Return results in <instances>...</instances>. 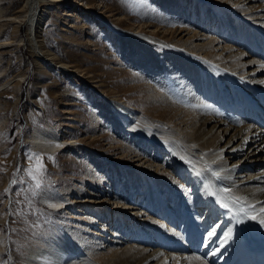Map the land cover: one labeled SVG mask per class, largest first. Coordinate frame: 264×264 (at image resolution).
I'll use <instances>...</instances> for the list:
<instances>
[{
	"label": "rangeland",
	"instance_id": "obj_1",
	"mask_svg": "<svg viewBox=\"0 0 264 264\" xmlns=\"http://www.w3.org/2000/svg\"><path fill=\"white\" fill-rule=\"evenodd\" d=\"M26 1L0 0L3 7L1 15L4 16L0 19V85L14 77L21 80L0 86V264H22L23 257L33 247V240L38 237L47 240L57 230L70 234L82 230L85 236L92 233L102 243L98 252L102 254V263H105L110 253L130 245L128 234L121 232L122 229L119 231L121 238L114 234L118 228L115 222L118 212L114 207L119 203L122 212L128 208L131 215L139 212L133 209L134 203L143 196L133 191L135 171L139 173L141 165L154 171L165 164L159 168L163 171L171 159L168 152H155L154 145L142 144L131 130L123 128L108 100L136 108L156 125L190 130L193 103L194 107H199L202 101L200 111L207 113L212 101L223 105L220 96H225L223 91L227 90V84L224 86L215 74H211L215 71L209 74L212 75L210 79L208 74L203 78L193 64L182 62L179 65L177 57L162 44L153 45L131 33L151 36L168 46L193 48L203 59L210 57L201 50L209 44L220 57L231 45L227 38L235 24L229 15L230 9L239 4L233 5L234 0H220L218 4L222 5L223 11H212L205 6V15L196 17L190 0H62V4L46 3L40 8L42 12L37 23V40L43 50L39 57L26 40L19 44V39L26 37V23H18V26L8 19L24 10ZM174 1L181 6L171 10ZM202 1L204 5L213 2ZM71 2L78 5H71ZM66 9L72 15L63 16ZM238 26L243 29L235 28L241 44L258 41V48L264 50L262 33H254L253 36L241 24ZM245 30L249 33L243 32ZM236 49L246 52L242 47ZM236 60L241 58L237 56ZM54 61L79 73L72 76L50 66ZM209 61L203 62L213 67ZM153 99H156L155 105L151 104ZM166 106L172 110L165 115L162 113L163 117L159 116L158 110L154 111L155 107ZM212 110L217 116L225 115L218 106ZM53 127L64 139L78 141L90 150L69 145L55 153L40 151L32 141L35 130L47 131ZM128 149H134L139 158L147 161H137L133 167H128L129 174L120 172L116 183L106 176L105 165H100L99 161L104 162L106 157L120 165ZM32 155L44 157L45 172L39 188L26 175ZM128 163L123 164L127 166ZM153 175L156 176L155 173ZM96 179L105 184L99 182L97 185L101 187L97 189L100 191L94 192L92 182ZM162 182L169 188L173 186L165 177ZM123 185L130 188L133 194L131 201L120 194L126 192L121 190ZM51 189L65 192V195L69 192L71 198L79 202L84 197H101V201L108 199L111 204L105 215L100 214L104 205L99 203L95 204L97 213L83 209V213L64 208L49 210L43 196H50ZM170 192L165 196L168 197ZM114 211L117 213L115 219ZM143 214L142 219L152 217L151 210ZM128 223L127 228L133 222ZM143 226L145 224L138 227L142 230ZM146 232L147 235L152 233ZM131 243L135 244L132 246L144 245V242Z\"/></svg>",
	"mask_w": 264,
	"mask_h": 264
},
{
	"label": "bare ground",
	"instance_id": "obj_2",
	"mask_svg": "<svg viewBox=\"0 0 264 264\" xmlns=\"http://www.w3.org/2000/svg\"><path fill=\"white\" fill-rule=\"evenodd\" d=\"M46 3L62 4L64 1L27 0L24 10L8 18L17 23L18 26L22 22L26 23L27 34L25 39L23 37L19 39V44H23L26 40L32 51L39 57L43 54V50L37 40V23L38 17L42 12L40 8ZM218 3H220V0H213V2H208L206 5H204L202 0H190V6L193 8L192 11H196V17L205 15V6L212 11H223L222 5ZM74 4L75 6L78 5L76 2H71V5ZM232 4H239L241 7L238 5L230 9L231 14L229 15H232V22L235 24L227 38L231 42V45H229L231 48L226 47V53L220 55V57L214 53L212 45L209 44L207 46L204 45L205 47L201 50H203L205 55L208 54L210 57L203 59V57H199L195 53L193 48L168 46L151 36L131 33L132 36L153 45L162 44L170 54L177 57L178 60L176 62L179 65L182 62L193 64L198 67L203 78L208 74V79H210L212 75L209 74L215 71L211 74H215L216 78L220 79L219 81L223 85L224 83L227 84V90L223 91V95L225 96H220L223 99V102H221L223 105L220 108L224 110V116H217L214 113L212 110L213 103H209L211 104L210 111H212L210 112L208 109L206 113L205 110L200 111L202 101L199 107H194V102L192 105L194 113L191 114L192 116L190 115L192 123L190 130H174L164 124L156 125L157 123L145 118L141 115V112L132 106L112 99L108 100L110 108L121 122V126L126 125V128L138 137L139 142L144 145H154L156 148L154 151H159V154L168 152L171 155L170 162L166 165V168L164 167L163 171H160L159 168H162L165 164L162 167L155 168L154 171L141 165L140 172L135 171L132 178L133 184H146L149 187L148 200L151 203V208L155 210V205L160 207V202L163 199L169 198L170 195L175 199L177 198V200L183 198L186 203L189 202V206L191 207L189 211L193 212V214L189 212L192 215L188 217V225L191 228L184 235L180 230H176L170 226L169 228L165 227L162 222L145 220V226L142 227V230L140 227H137V233L139 234L138 237H141V240H145V238L148 240L147 246H134L135 244L131 243L129 239L128 243L130 245L128 247L117 248L113 253H110L105 263H102V254L98 252L102 243L91 232L90 236H85L82 230H76V233L70 234L59 228L61 231L57 230L55 234L53 232V235L47 240L41 237L33 240V247L23 257L22 264H236L241 261L240 256L251 258L253 254L257 256L258 262L261 261V258L264 259V251L255 250V245L258 241L263 242L262 248L264 250V225L259 223L258 219H250L243 215L234 216L231 212H227L226 209L221 208L216 203L214 196L208 195L206 189V186H210L211 190L215 192L220 188H229L231 194L246 198L248 202L255 205L257 210L264 207V50L258 48V41L255 43L250 38V43H245V41L241 44L242 41L241 43L238 41L240 38L235 30L236 27L240 29L241 27L238 24H241L244 29H248L251 35L253 34L254 36V33H262L264 36V0H234ZM179 6H181L180 3L174 1L173 5L169 7L172 10ZM66 10L63 16L72 15L69 10ZM200 11L201 13L199 14ZM2 12L3 7L0 5V19L4 17L3 14L1 15ZM191 16L193 14L189 17ZM181 18L185 19L186 17L181 16ZM118 30L119 32H123L121 29ZM241 30L243 29L241 28ZM189 32L192 33L194 31L189 30ZM243 32H247V30ZM194 36L196 37L197 35L194 34ZM194 45L196 46L197 43ZM237 47H242L246 52L237 50ZM237 56L241 58L240 61L236 60ZM204 60L212 61L209 65H213V67H209L208 64L203 62ZM202 62L206 66L205 69L202 67ZM50 66H54L72 76L79 73L65 64L55 63V61ZM185 70L188 71V69ZM194 77L196 76L194 75ZM12 80L19 81L20 79L16 80V77H14L2 85H8ZM2 85L0 86L2 87ZM151 104L155 105L156 99H153ZM157 110L160 113L159 116L163 117L162 113L165 115L168 111L171 112L172 109L167 106L165 108L155 107L154 111ZM32 141L36 148L44 153L62 151L69 145L86 147L81 143H77L78 141L64 139L60 131L54 127L49 128L47 131L36 129ZM92 151L97 152L95 150ZM143 159L145 158H139L136 155L134 149L132 151L128 149L126 150L124 161L119 159L122 161L120 165L122 164L124 167L115 163L114 159L111 158L104 157V162L102 160L98 161L101 163L100 165H105L106 176L113 178L114 182L117 183L120 179V172L127 174L128 167H133L134 163ZM249 159L254 161H249ZM110 160L111 162L109 163ZM126 162L130 163L126 166L123 164ZM153 172L156 176L153 175ZM197 172L200 175H197ZM213 172H218L219 176H214ZM183 176L186 177L184 182L181 180ZM164 177L173 185L168 197L164 196L158 187V184L164 185L162 182ZM99 182L101 183L102 181L96 179L94 183L92 182V188L93 190L95 189L94 192L100 191L97 188L105 184L101 183L98 186ZM195 185H200V187L198 192L193 194L192 189ZM127 186L123 185L121 190L126 191L128 189ZM67 196H70L69 192L65 195V192L62 193L60 190L56 192L54 189H51L50 196H43V202H45L44 204H46L49 210L54 208L74 209L77 213H83L82 209L97 213L95 204L99 203L104 205L101 208L102 210L99 208L102 215L106 214L105 210L111 204V201L108 199L101 201V197L95 199L84 197L79 202L76 199H72L71 196ZM117 198L120 199L119 197ZM60 205L63 206L58 207ZM170 205V203H167L166 210L174 219V214L177 211H174V209L172 211ZM204 206L212 209L216 208L221 212V215L224 214V218L228 219L225 230L222 229L220 235H215V229L223 223V218L216 221L211 237L208 235L210 227L206 229L203 237L197 235L198 230L196 228L198 227L196 226H198V218L199 223H201V218L206 219V216L202 214L203 209L206 208ZM114 208L118 212L116 222L120 226L119 229L114 231V234L117 238H121L120 229H122L121 232L131 229V227L127 228L125 226L129 225L128 221L131 223L130 217L132 215L128 210L124 212L120 211L121 207L119 208V203H116ZM138 210V213L142 212L141 208H138ZM154 215L159 218L157 213ZM185 215L188 214L186 213ZM149 225L158 230L163 229L164 239L155 241L154 237L147 235L146 231ZM229 230L231 234L225 239L224 234ZM130 231L132 233V229ZM180 238L181 240H179ZM161 243H164V245ZM131 244L134 245L132 246ZM180 244L183 248L180 247ZM154 247L158 248L154 249ZM162 248L173 250L175 253L165 252Z\"/></svg>",
	"mask_w": 264,
	"mask_h": 264
},
{
	"label": "snow or ice",
	"instance_id": "obj_3",
	"mask_svg": "<svg viewBox=\"0 0 264 264\" xmlns=\"http://www.w3.org/2000/svg\"><path fill=\"white\" fill-rule=\"evenodd\" d=\"M43 159L44 157L40 155H32L29 157L30 167L26 170V175L34 183L36 188L41 186V178L45 172ZM48 159L51 160L53 158L48 157ZM212 174L217 177L219 176L218 172H213ZM197 175H200V173L197 172ZM206 189L208 195L214 196L216 203H218L221 208L226 209L227 212H231L234 216L243 215L249 217L250 219H258V222L264 225V207L257 210L255 205L248 202L246 198L231 194V190L229 188H220L215 192L211 190L210 186H206ZM213 232L214 229L208 233L209 237L213 235ZM230 234V230L226 232L224 234L225 239H227Z\"/></svg>",
	"mask_w": 264,
	"mask_h": 264
}]
</instances>
